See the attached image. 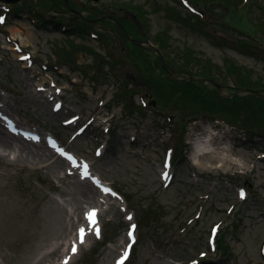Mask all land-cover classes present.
Listing matches in <instances>:
<instances>
[{"label": "rangeland", "instance_id": "obj_1", "mask_svg": "<svg viewBox=\"0 0 264 264\" xmlns=\"http://www.w3.org/2000/svg\"><path fill=\"white\" fill-rule=\"evenodd\" d=\"M39 1L0 0V105H4L0 116L18 127L25 141L52 154V161L67 163L65 155H71L74 164L91 167L86 182L96 191V202L79 204L75 212L82 220L75 226L77 231L84 226L93 239L85 238L80 253L72 256L68 251L69 264L118 263L127 244L126 231L133 224L136 243L125 264H264V135L235 128L221 116L222 120L194 116L198 110L180 109L170 101L165 105L164 97L155 98L138 79L135 64L126 57L125 41L115 29L109 25L93 29L103 35L98 40L90 34L77 37L47 29L35 15ZM71 1L84 11L141 7L149 28L144 40L155 47V40L163 39L173 62L194 73L205 62L222 69L233 62L251 83L264 84V57L251 53L253 49L247 54L238 49L236 39L246 37L230 29L248 27L264 40V0H230L228 8L221 0H195L206 4L207 9L196 6L203 15L185 9L187 2L198 5L194 0H183L184 5L179 0ZM14 7L21 8L14 12ZM56 12L46 17H56ZM69 14H61L64 21L71 19ZM114 14V19L124 17L118 11ZM214 32L224 35L225 41L217 43ZM140 50L148 57L150 52ZM223 74L219 69L211 75L216 85L225 87L220 95L226 97L234 77ZM207 88L203 91L210 93ZM47 138L58 147L49 148ZM197 139L209 141L212 151L207 156L226 154L225 165L218 168V162L206 159L200 160L201 166L193 162ZM41 165L0 157V187L13 202L9 217L35 216L40 222L25 248L8 231L15 229L14 223L7 220L5 230L7 213L0 208V264H28L52 242L53 230H62L65 217L56 213L54 225L48 201L69 202L60 193L69 192L68 182H83L79 175L60 181L61 171L54 176ZM100 195L105 202H99ZM70 202L60 206L62 214L66 208L71 217L79 201ZM93 209L99 239L85 219ZM70 239L78 241V233L72 230ZM109 252L112 256L107 258ZM61 258L58 252L49 260L57 263Z\"/></svg>", "mask_w": 264, "mask_h": 264}, {"label": "trees", "instance_id": "obj_2", "mask_svg": "<svg viewBox=\"0 0 264 264\" xmlns=\"http://www.w3.org/2000/svg\"><path fill=\"white\" fill-rule=\"evenodd\" d=\"M65 1H67L70 10L65 7L63 1L61 0H40L38 4H34V9L36 10L35 15L44 20L42 22H44L46 27L49 26L47 29H55L56 31L59 30V32L63 34H76L77 37L79 34H90L91 37H96L98 40L103 35L101 33H94L93 29H102L106 27V25H109L121 36L118 29H116L117 27L113 23L105 19L97 20L98 17L101 18L103 16L109 15L108 12L110 11V17L115 15L114 13H117L118 11V13L124 14V17H121L120 19L117 18V20L123 26L122 28L125 29L129 36L137 41H142V39L144 40L146 38L149 29L148 20L146 18V13L141 7L127 4L122 7H113L116 8L117 11L111 9H109L107 12L101 11V9L84 11L82 10L84 6L82 7L81 4L79 8V6L74 3V1ZM194 2L196 3L195 0ZM202 2L203 1H197L196 4L198 5H195L192 2H187L186 5H188L190 10L193 12L203 15L202 11H198V8L207 9L206 4ZM221 2L227 8L229 7L228 5L230 0H221ZM215 3H220V1L216 0ZM20 8L21 7H14L13 11L16 12ZM208 9L210 10V8ZM54 11H57L56 13L58 15L56 17H46ZM70 11H77L79 14L76 16H74L73 13L69 14L71 15V19L66 22L62 18L61 14L68 13ZM127 16H129L130 19H128ZM74 17L75 20L73 19ZM42 22L40 21V23ZM32 23L36 25L34 19ZM201 23L204 24L206 22L202 21ZM245 25L249 26L247 24ZM230 29L246 37V40L244 41L241 39H236V46L238 49H240L245 54H247L246 52H251V49H253V52L251 53H256L260 57H264V40L260 41L257 39V36L254 35L255 33L252 30L248 29V27L242 28L240 26L230 27ZM257 30L259 31L261 29L259 28ZM258 31L256 32L259 33ZM211 36L217 43L225 41L224 35L221 36L219 34H211ZM121 39H123L126 44V57L129 58V62L131 64H135L137 68L136 73L139 72L138 79L140 82H142L144 88H150L155 98L164 97L166 102H162L165 105H167V102L170 101L173 105L180 109L190 108L194 111L198 110L195 112L194 116H197L198 113H200V115L207 114L215 117L218 116V119L222 120V118H225L231 124H235V128L244 130L247 133H251L253 135H264V101H261L252 94H246L244 96L236 94V96H234L232 99L226 101L220 99L216 95L215 90L210 85H205L202 83L195 84L188 81H178L177 79L167 77V74L161 68L157 57H155V54L146 53L148 57H142L140 55V48L129 44L122 36ZM154 44L155 47L161 52L166 64L169 67L182 72L184 75L186 74L187 76L196 78L214 80L211 74L214 71L220 69L221 72H225V74H223V78L234 77L231 83L232 85L227 87V89L230 90L229 94H233L242 90H252L256 92L258 91L264 95V84L259 82L251 83L252 81L249 79L248 75L244 73L241 67L237 66L233 62L223 67V69L205 62L200 66V70L198 72L195 71L194 73L189 70V66H185L184 64L178 62H173L171 58L167 57L165 50L166 43L163 39L157 38ZM133 51H135V53ZM148 60H153L154 65ZM187 67L189 69H187ZM204 86L209 87L207 90H210V93L203 91ZM160 99L162 100V98Z\"/></svg>", "mask_w": 264, "mask_h": 264}, {"label": "bare ground", "instance_id": "obj_3", "mask_svg": "<svg viewBox=\"0 0 264 264\" xmlns=\"http://www.w3.org/2000/svg\"><path fill=\"white\" fill-rule=\"evenodd\" d=\"M40 91V90H37ZM46 98V97H44ZM4 106V105H3ZM2 105H0L1 108H3ZM1 112V110H0ZM3 115V114H1ZM71 124V123H70ZM20 130L16 125L12 124L10 121L7 120V118L0 116V157L3 159H9L12 156L13 161L15 162H26V163H31L33 164H42L41 167H49L51 169V174H54L56 176L59 171L63 173V176H59V180L62 181L68 177L70 178H76L78 175L81 177L79 170L82 169L85 171V168L83 165L74 164L70 165L68 163L62 162L58 159H53V155L50 153H46L44 150L41 149V147H36L33 143L28 142L27 140L18 135L20 134ZM24 139V140H22ZM35 140H40L39 136H35ZM42 141V140H41ZM206 141V142H205ZM200 140L197 139L195 144L197 145L194 147L195 149L193 150V162H195L197 165L201 166L202 163L200 160L206 159L209 162H218V164L221 167L225 165V159L224 157H227L226 154H223V152L219 153L218 155L215 156H207L210 148L207 145L209 143L208 140ZM38 148V149H35ZM209 148V150H208ZM11 155V156H10ZM84 164V163H83ZM86 165V164H84ZM90 170L91 172V167H87V171ZM88 179V176H84L81 180L83 182H79L76 179L73 182H68V187H69V192H61L60 194L64 195L65 197L69 198L73 202L75 200H78L79 202L75 203L74 205V213L67 214L66 208L64 214L63 208L60 205H67V203H71L70 200L69 202H64V203H57L54 200H49L48 205H52L50 209L53 211V223L54 225L57 226L58 222L56 221V213L61 214L63 217H65V220L62 224V230H53L56 233L55 239L48 243L45 247L37 251L32 258V261L28 264H64L65 261H67V264L70 263L69 259L67 258L68 251H71L72 246L75 245L78 249L77 252H82V244L79 243L78 241H74L73 239L67 240L69 235L71 234V231L74 230L78 233L77 227L75 226V221L78 222L79 220H82L81 214L76 213L79 209V204L81 202H84V204H91L96 202V199L94 198L96 191H94L93 187L89 185L86 180ZM59 181V182H60ZM61 183V182H60ZM59 183V184H60ZM76 183V184H75ZM71 184V185H70ZM62 185V184H61ZM109 189V188H107ZM61 195V196H62ZM103 199H98L99 202L103 201L105 202V197L103 195H100ZM9 205H13L12 199L9 194H7V191L5 190L4 187H0V208L6 212V222L4 223L5 230L8 228V223L7 220L14 223L15 229L14 230H8L9 232L13 233L15 239H17L18 242L23 243V247H28L30 245V242L34 240L36 232H37V227L40 226V222L37 217L32 216L29 219H24L20 216H18L16 219L10 218L9 216ZM12 211V209H11ZM76 211V212H75ZM11 223V226L13 224ZM84 228V226H82ZM38 232L41 233V229H38ZM85 238H88V240H92L93 237L89 235V233H85ZM8 239V238H7ZM71 248V249H70ZM70 249V250H69ZM60 253L62 258L60 261L58 260L57 263L50 261L49 259L51 258L52 254L54 253ZM72 253V251H71ZM113 255H115V252L112 251ZM112 253L109 252L107 255V258H110L112 256ZM74 254L72 253V256ZM28 260H26L27 262ZM126 263V262H125ZM124 263V264H125Z\"/></svg>", "mask_w": 264, "mask_h": 264}, {"label": "water", "instance_id": "obj_4", "mask_svg": "<svg viewBox=\"0 0 264 264\" xmlns=\"http://www.w3.org/2000/svg\"><path fill=\"white\" fill-rule=\"evenodd\" d=\"M65 4V6L69 9V6L67 4V1L65 0H62ZM70 10V9H69ZM74 13H76L77 15L79 14V12L77 11H73ZM103 18H107L109 20H111L116 26H117V29L119 30V32L121 33L122 36H124L131 44L137 46L138 48H142L150 53H154L156 55V57L158 58V61H159V64L160 66L162 67L163 71L168 75V77L170 78H173L172 76L174 75H183L184 74L180 71H177L171 67H168V65L165 63L163 57H162V54L161 52L156 49L155 47H152V45L149 43V42H142V41H137V40H134L132 38H130L128 36V34L126 33V31L124 30V28H122V26L115 20V19H112L110 17H103ZM185 78L184 79H181L183 81H189L191 83H205L208 84V85H211L214 89H215V92H216V95H218L219 97L223 98L224 100H230L231 98H233L234 96L237 95H240V93H244L245 94H252V95H255L256 97H258L260 100L264 101V95L262 93H259L258 91H252V90H242V91H238L236 93H233L229 96L226 95V97H223L222 95H220L221 93V90H222V87L219 86V85H216L214 81L212 80H208V79H201V78H196V77H192V76H187L185 75L184 76ZM155 102H152V104L154 105Z\"/></svg>", "mask_w": 264, "mask_h": 264}, {"label": "snow or ice", "instance_id": "obj_5", "mask_svg": "<svg viewBox=\"0 0 264 264\" xmlns=\"http://www.w3.org/2000/svg\"><path fill=\"white\" fill-rule=\"evenodd\" d=\"M2 22H3V18L0 17V23H2ZM164 167H165V169H167V167H168L167 160L165 161ZM84 168H85V172L82 174V178L87 175V166L85 165ZM164 175H165V177H167V172H165ZM103 191L105 192V194H108L110 190L109 189H103ZM240 196L242 199L244 198L243 191H241ZM85 219L88 221V224H89L88 230L94 231V234L99 239L100 238V229L96 226V224H97L96 210L93 209L90 212H88L85 216ZM127 219L131 220L132 217L128 216ZM135 228H136V225L133 224L128 231V237L130 240L133 238V232H134ZM215 232H216V229H213V235H215ZM78 239H79L80 244L84 243V241H85V229L84 228H80L78 230ZM128 247L130 248L131 244H129ZM71 251L73 254H76L78 249L75 245H73ZM126 257H127V252L124 253V257L121 259V261L118 262V264H123V259H125ZM64 264H67V261H65Z\"/></svg>", "mask_w": 264, "mask_h": 264}]
</instances>
